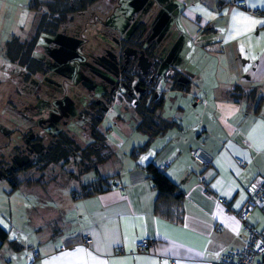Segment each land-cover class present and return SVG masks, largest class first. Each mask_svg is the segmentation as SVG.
<instances>
[{
    "label": "crops",
    "instance_id": "1",
    "mask_svg": "<svg viewBox=\"0 0 264 264\" xmlns=\"http://www.w3.org/2000/svg\"><path fill=\"white\" fill-rule=\"evenodd\" d=\"M241 1L246 8L233 0H145L135 17L141 16L140 26L146 27L145 56L151 69L158 68L155 89L164 95L157 121L174 128L158 135L150 128L140 131L150 142L147 151L136 148L122 156L121 136L110 121L105 123L119 102L112 105L101 120L106 126L103 157L110 160L96 167L98 178L82 175L70 192L30 193V227L23 226L24 210L15 216L9 210L4 217L12 225L1 226L9 237L0 242V264H212L220 252L245 247L248 232L236 213L251 184L264 180V0ZM32 3L0 0V26L33 24ZM196 54L213 65L205 80L170 62L172 55L177 60ZM169 75L179 77L181 86ZM169 105L177 111L175 119L164 115ZM120 107L128 113L133 108ZM132 112L139 125L140 117ZM197 148L213 157L210 167L194 161ZM150 163L167 164L163 171L183 192L179 221L156 215L158 192L146 171ZM76 165L73 176L83 169ZM106 178L107 190L80 197L84 187ZM249 223L263 229V213L254 210ZM86 238L92 243L85 244ZM142 241L156 242L155 248L138 253Z\"/></svg>",
    "mask_w": 264,
    "mask_h": 264
},
{
    "label": "rangeland",
    "instance_id": "2",
    "mask_svg": "<svg viewBox=\"0 0 264 264\" xmlns=\"http://www.w3.org/2000/svg\"><path fill=\"white\" fill-rule=\"evenodd\" d=\"M144 2L145 0L135 2L99 0L86 12L75 15L72 25H67L66 30H63L56 38L54 37L52 42H46V48L43 46L40 52L38 50L45 57V63L50 69L45 77L36 76L29 83H23L26 71L11 66L6 57H0V155L8 154L15 145L22 146L20 135L31 127L46 143L50 141L53 134L63 131L82 147L90 144L89 142L92 141L89 138L88 128L90 120L85 113L90 107L88 105L94 93L85 90L81 85L84 83L98 86L105 84L94 76V70L98 69L94 62L95 57L103 53L106 48L118 43L115 36L123 42L136 32L142 17L136 18L135 13L140 11ZM23 28H18L17 24L0 26V56L5 55L6 43L14 35L11 31L18 29L16 35L26 37L27 30H29L28 33L32 30V24L23 25ZM171 59L170 62L175 61L174 64L183 71L198 74L197 81L205 80L213 70V65L206 62L205 57H198L197 54L194 59L178 57L175 60L173 55ZM37 86H40V91L36 90ZM41 89H43V95H41ZM38 96H42V100H37ZM122 100H116L119 104L108 112L105 123L110 121L114 133L121 136L120 146H122L121 155L123 156L131 154L134 149L147 144L149 140L138 130L133 117L135 114L132 112L134 108H131V113L121 110ZM14 107L19 109H13ZM176 112L174 106L169 105L164 115L167 119H175ZM102 128L106 131L105 125ZM15 130L17 132L14 133ZM20 131L21 134H19ZM98 131H102L100 127ZM3 140L8 141V147L2 148ZM77 160L72 157L69 169L66 171L54 166L53 170L58 172L59 178L47 187L35 189V187L24 186L14 191L7 180L0 181V226L10 228L12 222L5 218L8 216V211H12L15 216V212L22 209L26 215V224L23 226L30 227V213L33 210L31 205L33 202L28 197L30 193L51 194L70 192L71 189H75L74 181L81 178L80 173L72 175L76 172ZM109 166L114 164L109 163ZM95 177L96 174L92 173L88 178L95 179ZM84 179L86 180L87 177L85 176ZM76 190H78L77 187Z\"/></svg>",
    "mask_w": 264,
    "mask_h": 264
},
{
    "label": "trees",
    "instance_id": "3",
    "mask_svg": "<svg viewBox=\"0 0 264 264\" xmlns=\"http://www.w3.org/2000/svg\"><path fill=\"white\" fill-rule=\"evenodd\" d=\"M99 0H33L31 11L34 13V20L32 24V30L26 37H20L13 35L12 38L6 43L5 57L11 63V66L22 68L26 71V75L22 80L23 83H29L34 77H45L49 74L50 69L45 63V57L38 52L39 46L44 48L46 42H52L53 38L60 35L63 30H66L67 25H72L75 15L86 12ZM146 33V27L144 25L139 26L136 32L131 37L123 42H120L121 47L134 48L136 45L144 47L145 42L141 43ZM45 39H48L47 41ZM137 65L132 62L129 68V81L133 82L138 76ZM154 67L147 75H154V83L151 85L150 90H145V94L141 95V98L136 101L133 108L135 109L141 122L138 125V130L143 131L147 128L152 129L155 135L160 134L162 131H169L174 128L173 123H158L157 113L163 109L164 95L159 96L155 89L158 75ZM168 79L174 81L175 86H181L179 77L174 78L173 75H169ZM130 84V83H129ZM154 87V88H153ZM40 86L36 87L39 90ZM147 88V87H146ZM43 95V89H41ZM35 93V92H34ZM158 94V98L156 97ZM20 95H22L20 93ZM34 94H32L33 96ZM42 96L36 97L37 100H42ZM89 107L86 110L85 115H88L89 124V138L92 139L89 145L82 148L76 140L70 137L66 132H57L53 137V141L47 147L46 151L39 156V159L31 162L24 168H10L9 164L13 159V155L18 153L23 146L15 145L11 151L6 155H0V181L7 180L14 191L21 189L22 186L30 188L35 187H47L51 183L56 182L59 178L58 172H54L55 168L66 171L70 165L72 157H78V166L83 169L79 170V175L84 176L88 173L99 175L97 166L109 161L108 157H103V151L107 149L106 140L101 131H98V127L102 128V115L98 119V112ZM95 107H97L95 105ZM13 109L18 110L16 107ZM34 128H28L22 136V140L27 138L30 133H36ZM14 133L17 130L13 131ZM12 132V133H13ZM163 133V132H162ZM21 134V131L20 133ZM38 135V134H37ZM4 144L2 148L9 146L7 140H3ZM150 142L137 148L136 152H146L149 148ZM135 154V152H134ZM6 159V161L4 160ZM8 160V161H7ZM146 171L152 181L155 189L158 192L155 202V213L157 216H161L166 219L179 221L183 216V202L184 194L180 190L179 186L170 180L165 172L159 169L158 166L150 163L146 166ZM38 173V177H37ZM73 175V174H72ZM98 178V177H97ZM108 179L95 180L91 184L83 188V192L80 197L93 195L104 192L105 184ZM8 232L0 226V242L3 244L8 241Z\"/></svg>",
    "mask_w": 264,
    "mask_h": 264
},
{
    "label": "flooded vegetation",
    "instance_id": "4",
    "mask_svg": "<svg viewBox=\"0 0 264 264\" xmlns=\"http://www.w3.org/2000/svg\"><path fill=\"white\" fill-rule=\"evenodd\" d=\"M143 42H145L144 39L141 43ZM145 46L146 45L144 44V47ZM144 47L136 45L134 48H123L121 47L120 42H118L115 46L106 48V50H103V53H100L99 56L95 57L94 62L99 70H94V76L96 79L103 81L105 84L99 86L92 85L95 86V89L92 91L89 90L94 94L93 97L90 98L91 101L88 106H94L93 108L98 112V119L101 118L106 109H110L112 105L118 103L116 101L117 99H123L122 102H120L121 104L126 103L127 105L133 107L136 101L141 98V95L145 94V90H150L155 78V72L154 75H147L151 70L144 74L138 68V76L133 82L129 81L130 75L128 71L130 65L134 61V55L144 54ZM144 55H146V53ZM108 57L112 60V62L108 60ZM172 82L174 83V81ZM81 86L85 90H88L87 86L84 84ZM98 89L99 92H97ZM157 96L158 94H156V97ZM95 105L97 107H95ZM56 134L57 132L53 134L50 141L46 143V141L37 135V133H30L27 138L22 140L23 148L18 153L13 155V159L9 164L10 168L22 169L36 159H39V156L46 151Z\"/></svg>",
    "mask_w": 264,
    "mask_h": 264
},
{
    "label": "built area",
    "instance_id": "5",
    "mask_svg": "<svg viewBox=\"0 0 264 264\" xmlns=\"http://www.w3.org/2000/svg\"><path fill=\"white\" fill-rule=\"evenodd\" d=\"M233 4L238 7L246 8V4L241 0H233ZM253 14L260 16V11H253ZM192 157L196 163L203 167H210L213 164V157L202 148H197L193 153ZM243 165V162H239ZM167 164L159 167L164 170ZM205 180H202L204 184ZM119 189H123L121 185H118ZM221 204L226 205L225 199L220 198L218 200ZM259 209L264 215V180L254 182L250 186L249 196L243 206V208L236 213L242 225L248 232V239L245 247L243 248H229L219 254L212 257V264H264V228L261 230L255 229L250 223L249 218L251 217L254 210ZM222 230V227H219ZM85 244L89 245L92 243L91 239L86 238ZM156 242L154 241H142L136 245L138 253H148L155 248ZM120 253H123L121 251ZM38 253H34L37 256ZM210 257L209 255H207Z\"/></svg>",
    "mask_w": 264,
    "mask_h": 264
},
{
    "label": "water",
    "instance_id": "6",
    "mask_svg": "<svg viewBox=\"0 0 264 264\" xmlns=\"http://www.w3.org/2000/svg\"><path fill=\"white\" fill-rule=\"evenodd\" d=\"M109 58V57H108ZM109 61L110 58L108 59ZM115 63V62H113ZM134 63H136L137 67L144 73L146 74L149 70L152 68V63L149 61V59L144 55V54H135L134 55ZM85 86H87L88 90H94L95 86H92L88 83H84ZM109 109H106L105 112H107ZM23 159V158H21ZM28 160V158H27Z\"/></svg>",
    "mask_w": 264,
    "mask_h": 264
},
{
    "label": "snow or ice",
    "instance_id": "7",
    "mask_svg": "<svg viewBox=\"0 0 264 264\" xmlns=\"http://www.w3.org/2000/svg\"><path fill=\"white\" fill-rule=\"evenodd\" d=\"M78 251H82V250H78Z\"/></svg>",
    "mask_w": 264,
    "mask_h": 264
}]
</instances>
